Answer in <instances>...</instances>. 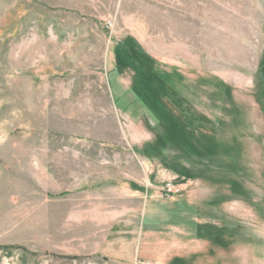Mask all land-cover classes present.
Listing matches in <instances>:
<instances>
[{
    "label": "rangeland",
    "instance_id": "obj_1",
    "mask_svg": "<svg viewBox=\"0 0 264 264\" xmlns=\"http://www.w3.org/2000/svg\"><path fill=\"white\" fill-rule=\"evenodd\" d=\"M0 264H264V0H0Z\"/></svg>",
    "mask_w": 264,
    "mask_h": 264
},
{
    "label": "built area",
    "instance_id": "obj_2",
    "mask_svg": "<svg viewBox=\"0 0 264 264\" xmlns=\"http://www.w3.org/2000/svg\"><path fill=\"white\" fill-rule=\"evenodd\" d=\"M161 191H162V195L166 197L173 196L179 193L178 188H176L175 185L170 182L165 183L161 188Z\"/></svg>",
    "mask_w": 264,
    "mask_h": 264
}]
</instances>
